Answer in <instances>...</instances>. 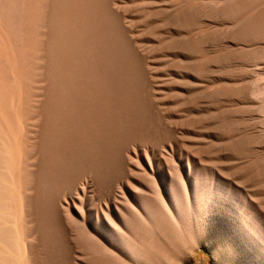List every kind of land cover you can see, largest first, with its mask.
I'll return each instance as SVG.
<instances>
[{"label":"rangeland","instance_id":"374dc122","mask_svg":"<svg viewBox=\"0 0 264 264\" xmlns=\"http://www.w3.org/2000/svg\"><path fill=\"white\" fill-rule=\"evenodd\" d=\"M232 2L101 0L100 36L89 34L85 64L74 68L80 79L61 116L52 100L43 105L44 126L32 139L37 151L29 160L36 178L26 224L32 232L24 236L23 220L12 214V264H90L75 228L57 220V173L72 184L64 207L84 217L100 204L134 207L127 193L149 194L159 168L181 170L188 154L227 176L238 145L248 154L241 166L261 163L247 189L264 192V96L253 95L264 90V37L241 38L229 14ZM57 123L60 133L52 128ZM160 236L158 264H242L203 223Z\"/></svg>","mask_w":264,"mask_h":264},{"label":"bare ground","instance_id":"6f19581e","mask_svg":"<svg viewBox=\"0 0 264 264\" xmlns=\"http://www.w3.org/2000/svg\"><path fill=\"white\" fill-rule=\"evenodd\" d=\"M100 10L101 0H0V264L13 262L15 224H7L12 214H19L24 236H31L26 224L36 183L30 169L34 163L29 162L37 151L32 139L39 138L38 129H43L45 102L60 106L61 116L62 102L80 79L74 68L85 64L89 34L100 36ZM229 14L241 38L264 37V0H233ZM112 17L116 29L117 17ZM253 95L262 97L264 90ZM52 128L63 130L61 123ZM246 151L233 147L227 176L188 154L181 170L173 165L158 167L156 181L148 182L149 194L127 193L134 207L100 204L99 209H86L84 217L75 207H64L63 197L72 184L68 178L61 181L57 173L54 186L59 184L62 190L55 199L57 220L67 229L75 228L90 264H158L155 237L177 226L201 223L212 230V236L225 239L238 263L264 264V192L260 186L247 189L251 178L259 176L252 172L259 174L261 163L246 160L241 166Z\"/></svg>","mask_w":264,"mask_h":264}]
</instances>
